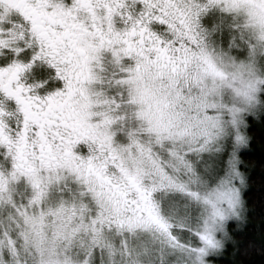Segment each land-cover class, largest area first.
I'll list each match as a JSON object with an SVG mask.
<instances>
[{
  "label": "snow or ice",
  "instance_id": "6c2138e0",
  "mask_svg": "<svg viewBox=\"0 0 264 264\" xmlns=\"http://www.w3.org/2000/svg\"><path fill=\"white\" fill-rule=\"evenodd\" d=\"M250 254L264 0H0V264Z\"/></svg>",
  "mask_w": 264,
  "mask_h": 264
},
{
  "label": "trees",
  "instance_id": "16d2710c",
  "mask_svg": "<svg viewBox=\"0 0 264 264\" xmlns=\"http://www.w3.org/2000/svg\"><path fill=\"white\" fill-rule=\"evenodd\" d=\"M256 132L257 139L260 138V132L259 129H254ZM255 145V141H254ZM245 158H252L255 157L257 160L260 159L258 152H246L244 153ZM252 187L249 189V192L247 193V197L249 200V204H252L253 201L256 202V211L254 214L250 213L251 222L248 224L246 228L245 234H238V235H244V238L246 240L251 239L256 231L255 225L257 221L259 220L260 214H261V208H260V199H261V191H260V185H261V178L259 176L258 171H254L252 173L251 177ZM257 247L259 246V238H256ZM240 259L245 261V264H264V256L258 255V254H250L247 256L240 257ZM225 264H227V261H225Z\"/></svg>",
  "mask_w": 264,
  "mask_h": 264
}]
</instances>
